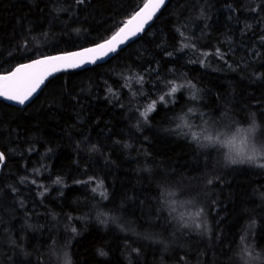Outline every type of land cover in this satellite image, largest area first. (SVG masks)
I'll use <instances>...</instances> for the list:
<instances>
[{"label": "trees", "instance_id": "obj_1", "mask_svg": "<svg viewBox=\"0 0 264 264\" xmlns=\"http://www.w3.org/2000/svg\"><path fill=\"white\" fill-rule=\"evenodd\" d=\"M146 2L0 0V75L103 43ZM262 37L264 0H170L108 62L59 74L25 108L0 101V264H264V161L233 164L176 128L245 130L264 154ZM169 81L185 87L160 102Z\"/></svg>", "mask_w": 264, "mask_h": 264}, {"label": "snow or ice", "instance_id": "obj_2", "mask_svg": "<svg viewBox=\"0 0 264 264\" xmlns=\"http://www.w3.org/2000/svg\"><path fill=\"white\" fill-rule=\"evenodd\" d=\"M85 0H76V3L83 4ZM166 0H148L147 3L144 4L142 8H140L132 19L128 21V24L131 25L134 20H140V24L137 25V28L142 30L141 25L146 22L147 19H150L160 7L165 4ZM256 9H253L255 11ZM133 32L136 29L132 30ZM126 35L125 27H120L119 31L110 39L106 40L103 43L96 44L93 48L83 49L81 52L77 53H69L63 56H46L41 59L33 60L30 64H21L14 71L9 72L7 75H0V97H4L7 100L15 101L19 104H24L25 101L29 98L32 92L36 89V87L42 82L44 79V75L53 70H59L60 66L63 64L67 67H78L81 66L82 63L95 64L98 58V53L103 52L106 56L109 52H115L116 44L122 42L124 40V36ZM183 35V33H181ZM264 39V37H262ZM190 45L185 44L183 47H189ZM191 47H195L191 45ZM210 53H202L201 55L207 56ZM215 55L219 58H223V53L219 48L216 49ZM102 58V57H99ZM203 63V61H201ZM39 68L41 70V74L37 75L35 72H29L26 70ZM140 81L143 80V76L138 78ZM169 84L172 86L168 89V91L164 95H160L159 101H165V95H172L176 93L180 88L185 87V85L180 84L177 85L175 81H169ZM190 87H195V85H189ZM111 92V89H109ZM195 96H193V99ZM157 101L153 100L150 104L147 105L145 110L140 113L141 116L147 120V116L150 112L155 110ZM191 111V110H189ZM179 123H177V129H188V131L183 132L184 135H190L191 140L196 142L198 146L204 147H219L226 149V158L233 164L238 162H250L255 163L257 160L264 161V154L258 152L255 148L249 149L247 138L244 137L243 131L241 129H236L235 134L229 138L223 132H212L208 128H199V130H193L191 125L187 122L184 116L178 118ZM246 131H251L246 130ZM237 139H239V144H237ZM264 152V150H262ZM5 160L4 153L0 152V162ZM258 167L264 168V162L258 163ZM92 178H89V181ZM89 181H84V183H88ZM56 184L62 183L60 178H57L54 181ZM35 183V181H33ZM79 183V181H78ZM209 184L212 183L211 180L208 181ZM102 187V182L98 183L96 187L92 188L93 192H96L97 189ZM100 195L107 199L106 192L101 191ZM163 200L162 203L168 206L169 215L173 217V219H179L182 222L183 227H187L188 224L185 221V214L181 212L179 216H174L173 214L177 212L175 207L176 201L171 199L176 195L175 192L172 191H164L161 193ZM203 213V209L196 210L194 213L189 212L188 218L192 220L195 228L199 229L201 224L196 222L198 218L201 217ZM100 215H104L101 213ZM106 220H101V223H106ZM207 228L205 227V231ZM75 231V229H73ZM100 255H105L103 251L100 252ZM247 255L250 259H255L251 255V250L244 249L242 254V259ZM65 264H71L70 259L65 254L64 257Z\"/></svg>", "mask_w": 264, "mask_h": 264}, {"label": "water", "instance_id": "obj_3", "mask_svg": "<svg viewBox=\"0 0 264 264\" xmlns=\"http://www.w3.org/2000/svg\"><path fill=\"white\" fill-rule=\"evenodd\" d=\"M148 2V0H147ZM146 2V3H147ZM170 2V0H166L165 4L159 8V10H157L155 12V14L150 18V19H147L146 22H144L141 27H142V30L138 29L137 28V25L140 24V20H134L132 22L131 25L128 24V21L132 18H130L122 27H125L126 29V35L124 36V40L118 44H116V51L115 52H109L106 56L104 55V53L101 51L98 53V58L96 60V63L95 64H89V63H82L81 66H78V67H67L65 65H61L59 70H53V71H50L48 72L47 74L44 75V79L42 80V82L36 87V89L32 92V94L29 96V98L25 101L24 104H19V103H16L15 101H10V100H7L5 99L4 97H0V101H4L10 105H13L15 107H18V108H25L27 107L32 101H34L38 96L39 94L42 92V90L45 88V86L47 85V83L55 78L56 76H58L59 74L61 73H65V72H70V71H79V70H84V69H87V68H91L93 66H96V65H100V64H103V63H106L108 62L109 60H111L113 57H115L117 54H119L121 51H123L124 49H126L128 46H130L131 44H133L135 41H137L139 38L142 37V35H144L148 29L154 24V22L157 20V18L160 16V14L162 13V11L165 9V7L168 5V3ZM133 29H136L135 32H133L132 30ZM119 31V30H118ZM117 31V32H118ZM116 32V33H117ZM115 33V34H116ZM114 34V35H115ZM113 35V36H114ZM112 36V37H113ZM111 37V38H112ZM111 38H109L108 40H110ZM94 47V46H93ZM93 47H89V48H93ZM86 49V48H85ZM83 50V49H82ZM82 50H78V51H74V52H69V53H77V52H81ZM69 53H63V54H58V55H53V56H63L65 54H69ZM99 57H102V58H99ZM43 58V57H42ZM38 59H41V58H38ZM37 60V59H35ZM33 61V60H32ZM32 61L30 62H27V63H24V64H30ZM18 67V66H17ZM16 68H14L12 71H14ZM26 71H29V72H35L37 75L41 74V70L39 68H34V69H30V70H26ZM11 72V71H10ZM9 73V72H8ZM8 73L6 74H1V75H7ZM5 161V160H4ZM4 161L3 162H0V172H1V169L4 165Z\"/></svg>", "mask_w": 264, "mask_h": 264}]
</instances>
